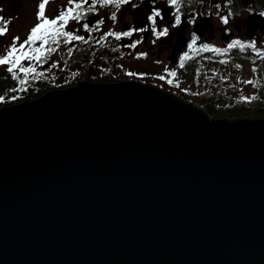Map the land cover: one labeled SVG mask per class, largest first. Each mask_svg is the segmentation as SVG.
Wrapping results in <instances>:
<instances>
[{"label": "water", "instance_id": "obj_1", "mask_svg": "<svg viewBox=\"0 0 264 264\" xmlns=\"http://www.w3.org/2000/svg\"><path fill=\"white\" fill-rule=\"evenodd\" d=\"M0 264H264V116L132 79L0 107Z\"/></svg>", "mask_w": 264, "mask_h": 264}, {"label": "flooded vegetation", "instance_id": "obj_2", "mask_svg": "<svg viewBox=\"0 0 264 264\" xmlns=\"http://www.w3.org/2000/svg\"><path fill=\"white\" fill-rule=\"evenodd\" d=\"M42 2L0 0V26L7 27L6 33L0 35V57L7 55L14 43L19 49L31 28L40 22L38 13ZM90 4L91 0L84 5L85 18L70 20L65 28L84 36V41L65 43L66 38L60 37L58 43L50 42L45 46L56 50L46 53L41 60H22V66L35 67L34 73L20 72L19 66L9 72L10 64L0 65V97H3L0 107L36 98L47 90L73 86L80 80L132 79L158 83L164 80L161 76L167 80L187 78L188 74L196 75L203 65L230 61L243 50L237 46L226 53L203 51V45L223 49L233 40H239L248 47L254 43L255 51L264 52V0H181L179 12L170 0H130L119 7L98 3L96 10L88 13ZM70 6L73 5L69 0H48L45 16L54 19ZM154 10L161 12L155 24L148 19ZM113 12L115 20L111 19ZM26 13L29 20L22 25ZM177 15L181 18L179 25L175 24ZM224 16L228 17L227 24L222 20ZM101 19L104 23L97 25ZM85 23L93 30H85ZM141 28L147 30L134 31L130 37L104 38L109 32ZM164 28L168 29V34L157 36L156 32ZM16 37L19 40H15ZM194 37L198 38L193 46L197 51L188 47ZM136 41L140 43L135 48L129 47ZM41 43L37 41L31 47H40ZM24 50L28 51L29 46ZM185 53L189 58L182 61ZM172 72L176 73L175 77L170 75ZM21 80L25 83L21 84Z\"/></svg>", "mask_w": 264, "mask_h": 264}, {"label": "trees", "instance_id": "obj_3", "mask_svg": "<svg viewBox=\"0 0 264 264\" xmlns=\"http://www.w3.org/2000/svg\"><path fill=\"white\" fill-rule=\"evenodd\" d=\"M172 81L159 80V84L213 115H264V52L251 47L245 46L230 61L203 65L191 79Z\"/></svg>", "mask_w": 264, "mask_h": 264}, {"label": "snow or ice", "instance_id": "obj_4", "mask_svg": "<svg viewBox=\"0 0 264 264\" xmlns=\"http://www.w3.org/2000/svg\"><path fill=\"white\" fill-rule=\"evenodd\" d=\"M130 0H91L90 6L87 8L88 13L94 12L96 4H103L105 6L113 5L116 7H119L121 4H128ZM48 3V0H43V2L39 5L40 11L38 13V16L40 18V22L37 23L34 27L30 30V35H28L27 39L23 41L19 45V49L16 47V44L14 43L11 47V50L7 52V55H4L0 57V65H7L10 64L11 67L8 68L9 72H13V69H16L19 66V71L23 73H34L36 72L35 67H24L21 65V61L24 59H35L37 61L41 60L42 57L46 55V53L54 52L56 49L51 47H45L49 45V43L56 44L58 43V38L63 37L65 39V43H70L73 40L76 41H84L85 37L81 35H75L71 31L65 30L66 26L68 25L70 20L80 21L82 18H85V12L83 10L84 5L89 3V0H69L70 6L66 9V11L61 12L57 17L54 19H49L45 16V6ZM170 3L176 7L177 12L180 11V3L181 0H170ZM161 16V12L159 10H154L153 14L149 16V20L155 24L157 17ZM111 19L115 20L117 19L115 12L111 14ZM222 20L225 24L228 23V17L224 16L222 17ZM104 23V20H98L96 22L97 25H101ZM181 23V18L179 15L175 17V24L179 25ZM83 28L88 31H92L93 29L90 28L89 24L85 23L83 24ZM147 29L141 28V29H132L129 31L124 32H109L104 37L105 39L107 36H115L117 39L121 37H130L133 35L134 31H146ZM7 31L6 26H0V35L5 34ZM168 34V29L164 28L162 31L156 32L157 36H165ZM15 40H19V37L14 38ZM198 38L194 37L191 41V43L188 45L189 48H192L193 51H197L193 46L196 44ZM37 41H41L40 47L32 48L31 45L36 44ZM140 41H136L129 47L135 48L137 44H139ZM29 46V50L25 51V46ZM239 46L240 48H244L245 45L242 44L239 40H233L231 43L227 45L226 48L219 49V48H213L208 45H203L202 50L203 51H214V52H221L226 53L229 49L235 48ZM249 47L255 48L256 45L250 44ZM19 52V54H17ZM140 55H146L145 53H140ZM188 53H185L184 56L181 58V60L188 59ZM181 67H183V63H181ZM129 75H133L132 73H129ZM171 76L175 77L176 73L172 72L170 73ZM160 79H165V77L161 76ZM172 80H168V83H172ZM25 83L24 80H21V84ZM251 83V81H249ZM0 99H3V97H0ZM245 100L248 98L245 97Z\"/></svg>", "mask_w": 264, "mask_h": 264}, {"label": "rangeland", "instance_id": "obj_5", "mask_svg": "<svg viewBox=\"0 0 264 264\" xmlns=\"http://www.w3.org/2000/svg\"><path fill=\"white\" fill-rule=\"evenodd\" d=\"M30 14V13H29ZM23 15V14H22ZM28 16V14L26 13L25 14V16L23 17V22H22V25H26L27 23H28V20H29V18L27 17ZM19 33H22V31H18ZM187 78H193V76L191 77V75H189L188 74V77ZM158 83H159V81H158ZM248 116V115H247ZM250 116V115H249ZM253 116H261V115H253ZM264 116V115H263Z\"/></svg>", "mask_w": 264, "mask_h": 264}]
</instances>
